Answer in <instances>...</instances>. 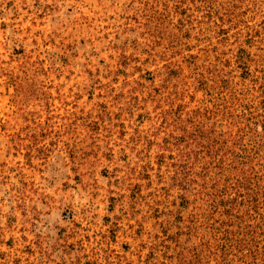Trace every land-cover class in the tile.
I'll return each instance as SVG.
<instances>
[{
  "label": "rangeland",
  "instance_id": "rangeland-1",
  "mask_svg": "<svg viewBox=\"0 0 264 264\" xmlns=\"http://www.w3.org/2000/svg\"><path fill=\"white\" fill-rule=\"evenodd\" d=\"M228 150L264 165V0H0V264H264Z\"/></svg>",
  "mask_w": 264,
  "mask_h": 264
},
{
  "label": "trees",
  "instance_id": "trees-1",
  "mask_svg": "<svg viewBox=\"0 0 264 264\" xmlns=\"http://www.w3.org/2000/svg\"><path fill=\"white\" fill-rule=\"evenodd\" d=\"M236 154L227 151L226 160L222 162V190L219 197L210 196L211 206L222 215V229L228 234L236 232L235 228H244L238 213L245 202L251 203L255 213V225L249 227L264 228V165L251 168L245 157L239 165Z\"/></svg>",
  "mask_w": 264,
  "mask_h": 264
}]
</instances>
